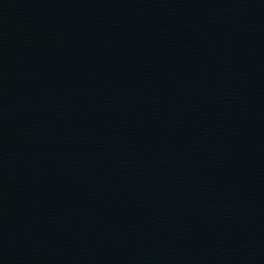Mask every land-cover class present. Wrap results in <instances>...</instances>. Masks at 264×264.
I'll use <instances>...</instances> for the list:
<instances>
[{"label":"water","instance_id":"water-1","mask_svg":"<svg viewBox=\"0 0 264 264\" xmlns=\"http://www.w3.org/2000/svg\"><path fill=\"white\" fill-rule=\"evenodd\" d=\"M0 264H264V0H0Z\"/></svg>","mask_w":264,"mask_h":264}]
</instances>
